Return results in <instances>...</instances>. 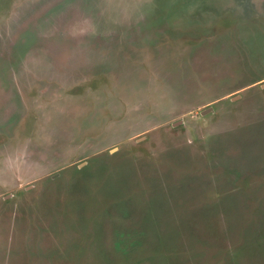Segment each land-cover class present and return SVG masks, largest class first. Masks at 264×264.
Instances as JSON below:
<instances>
[{"label":"rangeland","instance_id":"rangeland-1","mask_svg":"<svg viewBox=\"0 0 264 264\" xmlns=\"http://www.w3.org/2000/svg\"><path fill=\"white\" fill-rule=\"evenodd\" d=\"M0 264H264V0H0Z\"/></svg>","mask_w":264,"mask_h":264},{"label":"crops","instance_id":"crops-1","mask_svg":"<svg viewBox=\"0 0 264 264\" xmlns=\"http://www.w3.org/2000/svg\"><path fill=\"white\" fill-rule=\"evenodd\" d=\"M187 30H185L186 32ZM117 35H121V36H124L126 39V35L124 32H116ZM110 34H108V30H95V29H83V30H76L73 34H71L69 37H71L69 39L70 42L72 43H80V42H84V41H88L86 40V38H91V39H95V38H105L107 36H109ZM111 40V39H110ZM114 40L112 41H108L106 44H111L113 43ZM211 96H209L208 98H210ZM215 99V98H213Z\"/></svg>","mask_w":264,"mask_h":264}]
</instances>
